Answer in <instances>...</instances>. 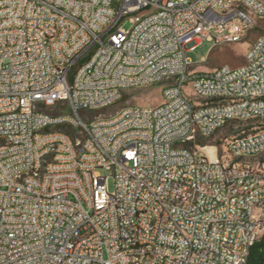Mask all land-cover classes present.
Here are the masks:
<instances>
[{
    "label": "built area",
    "instance_id": "obj_1",
    "mask_svg": "<svg viewBox=\"0 0 264 264\" xmlns=\"http://www.w3.org/2000/svg\"><path fill=\"white\" fill-rule=\"evenodd\" d=\"M258 26L264 0H0V264H248L264 31L239 66L187 52ZM156 84L157 105L82 116Z\"/></svg>",
    "mask_w": 264,
    "mask_h": 264
},
{
    "label": "rangeland",
    "instance_id": "obj_2",
    "mask_svg": "<svg viewBox=\"0 0 264 264\" xmlns=\"http://www.w3.org/2000/svg\"><path fill=\"white\" fill-rule=\"evenodd\" d=\"M132 22L129 18H125L122 22V27L126 30L132 27ZM263 25V24H262ZM263 28L258 26L253 29L248 37L240 42L229 43L222 46L213 48V42L209 40H204L193 50L187 52V56L191 62L195 64V67L199 70H210L216 67L222 66L224 64H229L231 66H239L245 62V54L253 42L263 33ZM162 89L160 84L132 88L124 91L121 98L110 106L104 107L93 113L82 112V116L86 119H103L114 115L121 109L127 106L133 105H157L161 103L162 99ZM233 135L230 129L224 130L222 133L212 138L209 141H204L205 143L210 142H221V150L223 151V144L227 143L229 138ZM103 174L110 175L109 177V187L110 190H114V177L110 171L101 170Z\"/></svg>",
    "mask_w": 264,
    "mask_h": 264
},
{
    "label": "trees",
    "instance_id": "obj_3",
    "mask_svg": "<svg viewBox=\"0 0 264 264\" xmlns=\"http://www.w3.org/2000/svg\"><path fill=\"white\" fill-rule=\"evenodd\" d=\"M248 264H264V235L252 246Z\"/></svg>",
    "mask_w": 264,
    "mask_h": 264
}]
</instances>
